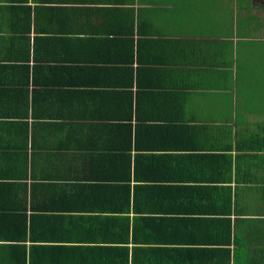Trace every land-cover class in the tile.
Instances as JSON below:
<instances>
[{"label": "crops", "instance_id": "crops-1", "mask_svg": "<svg viewBox=\"0 0 264 264\" xmlns=\"http://www.w3.org/2000/svg\"><path fill=\"white\" fill-rule=\"evenodd\" d=\"M144 6L139 0H0V240L12 238L24 194L43 215L92 213L94 205L105 206L103 198L119 201L109 214L125 213L135 138L131 155L139 152V181L152 185L155 208L182 204L172 232L155 243L213 244L228 215L264 261V230L254 235L258 221H252L264 211V159L254 162L244 157L253 152L239 150L257 124H238L239 117L224 112L223 100L232 101L220 89L223 67L214 65V86L208 70L193 68L200 60L180 48L192 37L175 33ZM139 13L155 25L153 40H163L142 46V55L139 39L153 31L139 26ZM194 38L216 46L220 40L216 33ZM193 79L200 91H193ZM88 167H100L93 183L113 187L79 199L81 185H100L82 179L92 172ZM46 226L41 236L50 233ZM57 230L63 237L60 224ZM5 262L9 256H0Z\"/></svg>", "mask_w": 264, "mask_h": 264}, {"label": "trees", "instance_id": "trees-1", "mask_svg": "<svg viewBox=\"0 0 264 264\" xmlns=\"http://www.w3.org/2000/svg\"><path fill=\"white\" fill-rule=\"evenodd\" d=\"M206 2H208L206 6L211 5L213 0H211V3L209 1ZM211 8L212 6L205 7L202 14L198 15L195 12V15L191 14V17L196 19V17L205 16L206 12L210 11ZM252 8V0H245L240 14L244 18L238 19L236 22L232 19L230 22H233V24L229 29L224 28L221 33L216 34L222 39L237 35V42H241V38H249L247 33L243 35H240L242 34L240 33L238 35L237 28L235 31L234 24L237 23L239 27L245 24L248 27L253 26V28H250L252 30L250 32L251 36L257 37V34L261 32L264 26V19L262 21L258 15L251 16ZM163 13H166V11H163ZM167 13L162 17L165 23H167ZM152 18L155 17L152 16ZM142 23L145 24V27H148L149 33L152 31L153 33L147 35L146 39L148 40L139 39V54L141 55L143 50L142 46H145V44L154 46L163 41L162 39L153 40V35L158 32L156 31L155 25L149 22L148 19H144L142 13H139V26H142ZM211 28L215 32V25ZM196 29L198 30V26H196ZM139 33H141L140 28ZM167 41L164 40V42ZM181 41L180 48H185L181 50L190 52L193 60L196 62L200 60L198 64H193L199 66L193 68L208 70L206 74L213 76L209 78V81L213 82L214 86H217L219 82L217 81L215 84L216 71L214 65L217 64L218 68H220V65L228 66L227 57L234 51V48L230 45L232 43L228 40L224 41L225 45L224 49H222L218 45H208L209 41L205 39L185 38V40L182 39ZM211 56L213 60L210 58ZM225 59L226 62L224 61ZM139 61L141 62L140 59ZM180 62L182 64L181 60ZM220 62L222 63L220 64ZM240 65L243 66L242 63ZM231 67L227 68L231 69ZM238 69L240 70V68ZM222 70H217L218 79L220 74H223V76L226 74V72L221 73ZM203 72L200 71V74L202 75ZM201 88L202 85L193 79V91H200ZM183 106L185 107V105ZM255 124L257 126L252 130L253 134L250 131L248 135H243L239 140L241 142L239 150L246 153L253 152L252 155H244V157L250 158L254 162L259 158L264 159V124ZM133 150L136 151L135 138L130 141V154H128V184L125 190V213L109 214V209L115 208L119 201L112 199L107 204V199L103 198L100 202L101 205L105 204V206L100 210L99 205H94L92 213L43 215L36 212L33 204L28 203V194H24L23 198H21L25 203L23 206L24 212L22 211V214H16L13 217L14 231L12 238L10 240H0V256H9V262L3 264L264 263L262 259L263 254L261 253L262 250L259 247H255L253 245L254 242H247L236 232L233 220L227 217L228 215L222 220L224 224L221 228V233L213 235L212 240H209L213 244L207 243L205 244L206 246H201L198 245L199 241L195 238H189L190 240H187V242L186 239H181L179 245L174 244L175 242L173 241L168 242L167 240V243H155V237L157 235L160 234V240L164 241V236L172 232L173 225L177 221L175 218L180 216L179 214H182V210H179L177 206L182 204L175 203L173 200L175 203L174 206H171V203L168 202L164 203V209L161 207V211L155 208L156 202L150 194L153 187L152 185H145L139 181V152L131 155V151ZM99 168L88 167L92 172H87L82 179L86 183L100 185H81L80 189H78V198L82 195L85 196L82 193L94 194L102 191V187H113V185H108L112 183L104 180L93 183L98 179L97 169ZM261 186H264V184ZM82 205L80 204V208H82ZM88 209H90L89 206ZM261 212L264 211L261 210L257 217L252 219V221H258L255 223L254 235L263 233L261 229L264 230V214ZM228 214L231 215L232 213L230 212ZM181 221H184V215ZM52 223L56 226H46ZM59 224L65 230L62 233L64 235L63 237L58 236L60 231L57 230V227ZM41 226L42 228L46 226V229L51 234H46L45 237L41 236ZM181 233L178 232L176 236H180ZM65 234L70 235L69 237H65ZM256 237L261 238L259 236ZM163 260L166 262H163Z\"/></svg>", "mask_w": 264, "mask_h": 264}, {"label": "rangeland", "instance_id": "rangeland-1", "mask_svg": "<svg viewBox=\"0 0 264 264\" xmlns=\"http://www.w3.org/2000/svg\"><path fill=\"white\" fill-rule=\"evenodd\" d=\"M206 1L211 3V0H139V3L145 5L146 11L151 16L162 21L164 19L160 15L163 11H168L166 21L170 29L175 33H182L192 38H208L215 33H221L224 28L229 29L233 24L230 22L232 19L236 22L238 19L244 18L240 14L245 0H213V3L207 6L208 2ZM210 6H212L210 17L204 16L203 19L191 17V14L195 15V12L198 15L202 14L203 9ZM256 12L258 13H251V16L258 15L259 19L263 21L264 13L260 18V12H264V10L261 9ZM234 24L238 35L247 33L249 38L244 37L242 39L240 37L241 42H237L238 36L234 35L224 39L219 37L220 40L217 41L220 43L218 46L222 49H224V41L227 40L232 43L230 45L234 48L231 55L227 57L228 66L220 65V67L225 68L234 65V71L231 72L230 70L224 74V80L220 85L222 86L220 89L224 91V97L229 96L232 101V104L228 105L226 100H223L224 112L231 113L233 117H239L238 124L245 123L249 126L255 123L264 124V26L257 37H253L250 33L252 31L250 28L253 26L248 27L245 24L239 27L237 23ZM214 25L215 32L211 28ZM196 26H198V30ZM207 41H209L208 45L213 43V40ZM224 61L226 62V59Z\"/></svg>", "mask_w": 264, "mask_h": 264}, {"label": "flooded vegetation", "instance_id": "flooded-vegetation-1", "mask_svg": "<svg viewBox=\"0 0 264 264\" xmlns=\"http://www.w3.org/2000/svg\"><path fill=\"white\" fill-rule=\"evenodd\" d=\"M252 5L253 8L251 9L252 13L257 14L258 12L256 11H260L261 9L264 10V0H252ZM264 12H260L261 16L263 15Z\"/></svg>", "mask_w": 264, "mask_h": 264}]
</instances>
